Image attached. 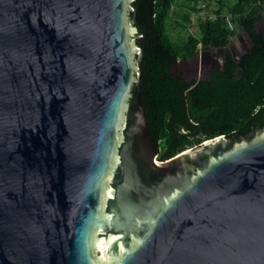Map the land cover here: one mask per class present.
Returning <instances> with one entry per match:
<instances>
[{"label": "water", "instance_id": "95a60500", "mask_svg": "<svg viewBox=\"0 0 264 264\" xmlns=\"http://www.w3.org/2000/svg\"><path fill=\"white\" fill-rule=\"evenodd\" d=\"M133 5L0 0V264H264V127L157 160Z\"/></svg>", "mask_w": 264, "mask_h": 264}, {"label": "trees", "instance_id": "16d2710c", "mask_svg": "<svg viewBox=\"0 0 264 264\" xmlns=\"http://www.w3.org/2000/svg\"><path fill=\"white\" fill-rule=\"evenodd\" d=\"M186 1L189 10L182 15L183 22H177L181 27L191 22L192 13L200 11L199 0ZM173 6L174 0H134L129 14L142 31L141 71L132 93H141L152 143L161 161L209 138L242 136L264 127V38L254 32V24L264 12V0H235L226 5L231 19L242 23L254 45L238 62L226 49V70L199 82L184 78L178 70L179 60L194 55L199 45L227 48L235 31L219 8L214 12L216 19L200 20L199 36L189 35L181 45L168 32Z\"/></svg>", "mask_w": 264, "mask_h": 264}, {"label": "rangeland", "instance_id": "374dc122", "mask_svg": "<svg viewBox=\"0 0 264 264\" xmlns=\"http://www.w3.org/2000/svg\"><path fill=\"white\" fill-rule=\"evenodd\" d=\"M234 2L235 0H199L198 8L200 11L197 14L192 13L191 22L186 24V27H181L177 24V22H183L182 15L189 10V7L186 4L187 3L186 0H174V6L172 7L170 11V14L167 20V27H168V32H169L170 37L172 38V40L178 42L181 45L185 44L189 35H194V36L200 35L199 22L201 19L204 18L203 13L205 10H208L214 13L219 8H222L223 10L222 12L224 16L231 15L226 5L233 4ZM227 24L229 28L233 27L235 31V35L234 37H232L233 40H232L231 45L227 46V48L225 49L224 48L223 49L222 48L206 49L199 45L198 46V51H199L198 72L200 71L202 64L210 65V67L212 66V64L216 66L220 64L221 66V64L223 63V54L225 53L226 49L230 50V52L233 53V52L246 51L249 47H251V35L244 28V26L239 20L234 18L232 19L231 24L229 22H227ZM255 33L261 34L259 32H255ZM198 51H196L194 55L189 57L188 60L195 57ZM188 148H191V147H188ZM157 160H159L158 157H157Z\"/></svg>", "mask_w": 264, "mask_h": 264}, {"label": "flooded vegetation", "instance_id": "af4514ba", "mask_svg": "<svg viewBox=\"0 0 264 264\" xmlns=\"http://www.w3.org/2000/svg\"><path fill=\"white\" fill-rule=\"evenodd\" d=\"M262 36L264 38V32H262ZM253 45H254V43H253L252 38H251V47L248 48V49H250V51H251V48L253 47ZM187 60H183V61H187ZM222 66H223V64H221V66H220V64L218 66L212 64V66L210 68H207L206 66H202L199 72H198V70H195V74L197 76H199L198 78L195 79L196 82H199L203 79L210 78V76L212 75L213 72L225 71L226 70L225 60H224V66L223 67ZM192 71H193V69H192Z\"/></svg>", "mask_w": 264, "mask_h": 264}, {"label": "built area", "instance_id": "2783aa9c", "mask_svg": "<svg viewBox=\"0 0 264 264\" xmlns=\"http://www.w3.org/2000/svg\"><path fill=\"white\" fill-rule=\"evenodd\" d=\"M203 14H204L203 15L204 17H206V18H208L210 20H213V19H216L217 18V15L215 13L210 12L208 10H205ZM231 18H232V15H227L226 16L227 22H229L230 24L232 23V19ZM230 29L231 30H234L233 27H231Z\"/></svg>", "mask_w": 264, "mask_h": 264}]
</instances>
